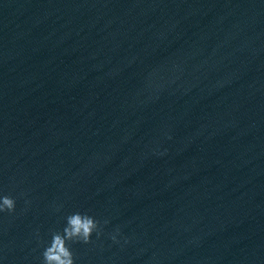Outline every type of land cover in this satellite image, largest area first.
Masks as SVG:
<instances>
[{
  "label": "water",
  "instance_id": "1",
  "mask_svg": "<svg viewBox=\"0 0 264 264\" xmlns=\"http://www.w3.org/2000/svg\"><path fill=\"white\" fill-rule=\"evenodd\" d=\"M0 196V264H264V0H0Z\"/></svg>",
  "mask_w": 264,
  "mask_h": 264
},
{
  "label": "clouds",
  "instance_id": "2",
  "mask_svg": "<svg viewBox=\"0 0 264 264\" xmlns=\"http://www.w3.org/2000/svg\"><path fill=\"white\" fill-rule=\"evenodd\" d=\"M15 210V200L10 196H0V213L11 214ZM107 224L108 221H104ZM101 222L87 213L74 212L65 217V225L62 231H54L51 240L42 252V264H74L73 253L70 250L72 243L90 242L92 234L101 235ZM119 232V229H116ZM113 242H118L116 236L111 237ZM127 243V239H125Z\"/></svg>",
  "mask_w": 264,
  "mask_h": 264
}]
</instances>
